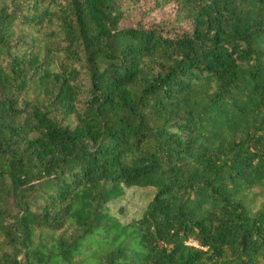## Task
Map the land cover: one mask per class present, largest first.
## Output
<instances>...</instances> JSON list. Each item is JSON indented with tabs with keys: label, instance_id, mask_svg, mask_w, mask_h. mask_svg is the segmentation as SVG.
<instances>
[{
	"label": "trees",
	"instance_id": "16d2710c",
	"mask_svg": "<svg viewBox=\"0 0 264 264\" xmlns=\"http://www.w3.org/2000/svg\"><path fill=\"white\" fill-rule=\"evenodd\" d=\"M139 1L0 0V264H264V0Z\"/></svg>",
	"mask_w": 264,
	"mask_h": 264
},
{
	"label": "rangeland",
	"instance_id": "374dc122",
	"mask_svg": "<svg viewBox=\"0 0 264 264\" xmlns=\"http://www.w3.org/2000/svg\"><path fill=\"white\" fill-rule=\"evenodd\" d=\"M176 4L170 2L158 7L156 0H140L136 7L125 16L119 28H130L141 25L146 28L163 27L164 31L173 29L178 33L190 29L188 23H174ZM153 189H126L119 202L112 207L113 212L120 217L122 223L138 219L151 199Z\"/></svg>",
	"mask_w": 264,
	"mask_h": 264
}]
</instances>
